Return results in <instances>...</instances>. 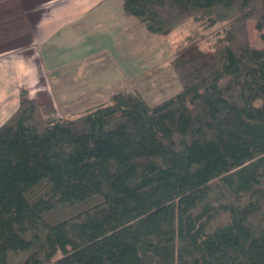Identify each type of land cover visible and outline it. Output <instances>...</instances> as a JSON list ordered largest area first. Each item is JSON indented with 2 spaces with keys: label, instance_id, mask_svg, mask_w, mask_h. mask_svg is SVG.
I'll return each mask as SVG.
<instances>
[{
  "label": "trees",
  "instance_id": "trees-1",
  "mask_svg": "<svg viewBox=\"0 0 264 264\" xmlns=\"http://www.w3.org/2000/svg\"><path fill=\"white\" fill-rule=\"evenodd\" d=\"M154 35L187 20L181 90L82 115L22 90L0 127V264H264V0H124ZM61 257L55 260L57 254Z\"/></svg>",
  "mask_w": 264,
  "mask_h": 264
},
{
  "label": "crops",
  "instance_id": "crops-1",
  "mask_svg": "<svg viewBox=\"0 0 264 264\" xmlns=\"http://www.w3.org/2000/svg\"><path fill=\"white\" fill-rule=\"evenodd\" d=\"M123 2L0 0V127L19 109L22 90L50 103L61 79L94 78V72L130 79L122 66H110V59L97 60L129 59L138 35L150 34L145 24L124 14ZM91 35H105L109 44L99 42L95 50L88 44Z\"/></svg>",
  "mask_w": 264,
  "mask_h": 264
},
{
  "label": "rangeland",
  "instance_id": "rangeland-1",
  "mask_svg": "<svg viewBox=\"0 0 264 264\" xmlns=\"http://www.w3.org/2000/svg\"><path fill=\"white\" fill-rule=\"evenodd\" d=\"M217 29V27L205 29L190 19L166 36L148 34L147 32L139 34L140 41L137 40L132 47L135 51H132L131 47L129 48L133 53L131 58H116L112 55V57L104 55L97 58V60H104V63L106 59H110V66H116V64L122 66L130 79L124 78L120 73L108 74L106 72H103L104 76H100V72H94V78L61 79L58 89L54 94H50V103L44 101L41 104H47L53 108L56 117L82 115L89 109L100 107L116 93H138L149 105H158L182 88L171 65L177 43L187 35L198 32L204 36L201 40V47L210 49V43ZM102 37L106 36H88L89 46H94V49L98 50L99 42L109 44L107 39ZM249 38L253 47H264L261 33L256 29L253 21L249 22ZM126 67H129L131 71L129 74ZM59 257H61L60 253L57 254L55 260Z\"/></svg>",
  "mask_w": 264,
  "mask_h": 264
}]
</instances>
